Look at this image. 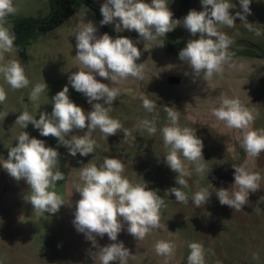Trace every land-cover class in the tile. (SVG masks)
<instances>
[{
    "label": "clouds",
    "instance_id": "9594fccd",
    "mask_svg": "<svg viewBox=\"0 0 264 264\" xmlns=\"http://www.w3.org/2000/svg\"><path fill=\"white\" fill-rule=\"evenodd\" d=\"M252 0H239L242 11L235 15L230 13L234 5L230 0H201L202 11L192 9L182 20V26L198 39L188 40L186 46L179 51V59L183 61L194 77L210 80L214 74H222L230 61L228 49L232 43L229 37L220 31L217 25L235 26L237 17L245 22L249 30L252 24L246 16L251 14ZM13 0H0V61L3 53L11 52L14 47L15 35L4 26L9 15L15 14ZM103 19L101 25L115 23V30L136 31L145 41H153L165 37L167 33L180 26L181 20L173 19L167 0H105L100 7ZM259 35V31L256 32ZM75 59L77 71L68 77V83L77 92L87 97L92 105L91 111H85L69 97V87L55 94L51 99V113L40 112L39 119L28 111L20 113L15 121L22 129L32 124L43 137L52 136L59 144L68 149L71 156L77 153L86 157L95 150V140L91 133L97 129L108 138L116 135L122 128L120 121L110 117L113 102L120 95L116 84L129 78H144V63H137L141 51L132 39L125 36L113 38L108 33L97 36V28L92 22L84 23L75 33ZM161 46V45H160ZM0 74L13 89L28 87L30 81L25 70L17 60L0 63ZM187 74V73H186ZM110 81L106 84L96 76ZM48 91L45 82L37 83L29 94V101L36 102L42 93ZM7 98V93L0 87V104ZM95 101V103H93ZM100 101H103L101 103ZM142 106L149 113L154 112L156 103L144 98ZM169 123L161 129L163 142L169 149L163 157L166 165L178 175L176 183L187 187L191 172L184 165L181 156L195 165V172L205 173L203 158V141L196 135V130L179 126V112L165 106ZM212 115L225 123L230 129L240 130L243 135L241 147L250 157H259L264 152V129L255 130L251 127L255 116L238 98H222L219 107L212 109ZM155 135V120H142L138 125ZM83 136L70 135L76 130H85ZM70 138H66L69 137ZM125 135H130L127 131ZM60 154L57 149L46 146V142L22 131L15 146L8 149V156L0 165L16 181L24 180L29 190L24 199L32 205L37 213L55 214L64 199L54 190L58 181L65 180V173L59 169ZM234 183L236 190L229 188L216 189L221 205L235 210H242L249 203V194L260 189L259 173L250 171L245 165H235ZM125 166L117 158L105 157L99 167L87 163L79 172L80 184L75 191L80 199L75 202L73 224L76 230L83 233L97 250L90 253L94 264H126L133 256L122 241L117 242L118 234L127 225L128 234L137 241L145 239L153 230L167 229L161 222V209L166 207L163 197L148 187L147 183L134 184L123 176ZM209 173V172H208ZM167 194L174 195L179 203H188V196L181 188L172 187ZM212 192L207 189L197 191L192 197L195 208L206 205ZM169 231V230H168ZM170 232V231H169ZM107 235L113 241L100 247L96 237ZM188 264H205V249L202 244H188ZM157 255L168 258L174 255L175 245L171 241L160 240L154 245Z\"/></svg>",
    "mask_w": 264,
    "mask_h": 264
},
{
    "label": "rangeland",
    "instance_id": "374dc122",
    "mask_svg": "<svg viewBox=\"0 0 264 264\" xmlns=\"http://www.w3.org/2000/svg\"><path fill=\"white\" fill-rule=\"evenodd\" d=\"M92 1L99 6L105 2ZM13 2L16 12L4 22L8 29L21 17H46L50 13L49 0ZM145 2L151 3V0ZM230 2L234 5L230 9L232 15L242 11L239 0ZM167 3L173 19L181 20L180 26L172 31L176 36L175 45L184 48L188 40L198 39L199 34L193 37L182 26V20L192 9L203 10L201 0H167ZM250 9L251 14L246 19L252 24V30L239 17L236 18L234 27H217L232 41L230 46L240 44L238 47L241 51L244 46L256 45L264 55V0H252ZM75 22V18H72L60 28L37 36L25 48L24 54L14 46L11 52L3 53V61H0L6 63L17 60L30 81L28 87L13 90L0 74V87L7 93L5 102L0 104V163L7 159L8 149L15 146L18 135L26 131L30 137L44 140L46 146L57 149L60 154L58 166L66 176L65 180L57 182L54 189H50L60 195L66 204L55 214L37 213L24 199L29 190L27 183L10 177L0 165V264H94L90 253L97 249L73 224L75 202L80 199L75 186L81 183L79 172L83 166L91 162L99 167L105 157L121 160L125 166L123 176L134 184L146 182L150 189L163 197L166 205L161 209V222L167 225L170 232L167 229L153 230L145 239L137 241L128 234L125 224L118 234L117 242L122 241L133 255L126 264H164L165 257L157 255L154 250V245L160 240L171 241L175 245V253L168 258V264H188V244L191 242L203 245L205 264H264V171H255L261 176L260 189L249 194V203L242 210L220 204L215 195L216 189L229 188L230 192L236 190V186L232 185L235 171L232 165L235 163L224 151L221 138L215 131L194 124L182 109L170 105V93H175L176 87L168 85L169 79L179 78L170 59L180 60L169 54L162 39L157 40V99L154 100L145 92L146 97L156 103L154 112L149 113L143 108L144 98H138L137 91L127 97L119 88L120 95L113 102L109 115L120 121L122 128L116 135L108 138L99 129L93 131L91 138L96 144L92 154L82 157L77 153L73 157L58 141L51 144L45 140L32 124L26 129L15 124L18 115L24 111L36 116V119H39L40 112L50 114L52 97L65 85H68L69 97L75 104L85 111L92 110L87 97L68 83L69 75L78 70L75 59ZM108 25L115 29V23ZM257 31L259 35L256 34ZM122 33L134 34L136 31L124 30ZM96 79L109 84L108 80L98 75ZM43 82L48 86V91L42 93L38 101H29L33 87ZM165 106L179 112L181 128L196 130V135L203 141L204 174L196 173L195 165L181 156L184 165L191 172L190 176L183 177L187 181V187L176 183L178 174L164 162L163 157L169 151L161 133V129L169 123ZM145 119L155 120V135H149L147 130L138 126ZM84 131L86 129L76 130L70 135L83 136ZM126 131L130 135L126 136ZM70 135L66 138H70ZM172 187L181 188L186 193L187 204L177 202L174 195L166 193ZM201 189H207L212 195L206 205L195 208L192 197ZM251 231L256 232V238H238L239 233L248 235ZM96 241L100 247L113 243L106 234L103 237L97 236ZM241 246L248 250H241Z\"/></svg>",
    "mask_w": 264,
    "mask_h": 264
},
{
    "label": "crops",
    "instance_id": "0c3cea01",
    "mask_svg": "<svg viewBox=\"0 0 264 264\" xmlns=\"http://www.w3.org/2000/svg\"><path fill=\"white\" fill-rule=\"evenodd\" d=\"M73 18L76 20L74 24L76 31L84 23L92 22L97 28V36L104 34L99 18L89 7L83 6ZM133 42L141 51V57L137 63H144V78H129L116 84L115 87L121 88L127 97L137 91L138 98H147L145 92H148L156 100L157 39L145 42L142 39H136ZM170 60L174 64L173 67H176L175 71L179 76V78H174L179 80L168 84L176 87L175 93L169 92L171 94L170 105L182 109L187 118L194 124L215 131L221 138L224 151L233 159L235 164H243L252 172L264 171V152L259 157L248 156L241 147L243 133L240 130L228 128L224 122L212 115V109L219 107L222 98H238L255 116L251 127L255 130L264 129V55L253 58L232 57L222 74H214L207 81L202 77H194L191 69L180 59H178L180 62L177 59ZM256 236V232L251 231L248 235L239 233L238 238L252 239ZM239 248L244 251L248 250L245 246Z\"/></svg>",
    "mask_w": 264,
    "mask_h": 264
},
{
    "label": "trees",
    "instance_id": "16d2710c",
    "mask_svg": "<svg viewBox=\"0 0 264 264\" xmlns=\"http://www.w3.org/2000/svg\"><path fill=\"white\" fill-rule=\"evenodd\" d=\"M83 6L92 9L99 21L103 19L100 12V6L94 3L92 0H49L50 13L46 17H21L15 21L14 26L9 29L15 35L14 46L19 50V52H25V48L31 45L32 41L40 35L47 34L50 31L56 30L67 23L71 18L78 14ZM103 33H108L113 38L117 36H125L132 40L141 39L138 33L125 34L122 32H117L114 28H111L108 24L101 25ZM164 41L166 50L179 57L180 48L175 45L176 36L171 32L167 33L165 37H159ZM240 44H235L230 46L228 51L231 57L243 56V57H261L263 56L258 50H260L256 45L244 46V49L240 51L237 47ZM170 82L175 80L170 77Z\"/></svg>",
    "mask_w": 264,
    "mask_h": 264
},
{
    "label": "water",
    "instance_id": "95a60500",
    "mask_svg": "<svg viewBox=\"0 0 264 264\" xmlns=\"http://www.w3.org/2000/svg\"><path fill=\"white\" fill-rule=\"evenodd\" d=\"M45 140H48L51 144L57 143L58 139L52 136L43 137Z\"/></svg>",
    "mask_w": 264,
    "mask_h": 264
}]
</instances>
